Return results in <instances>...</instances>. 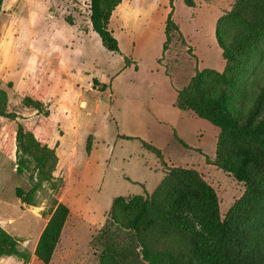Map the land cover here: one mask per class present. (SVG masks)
Segmentation results:
<instances>
[{
	"label": "rangeland",
	"instance_id": "obj_1",
	"mask_svg": "<svg viewBox=\"0 0 264 264\" xmlns=\"http://www.w3.org/2000/svg\"><path fill=\"white\" fill-rule=\"evenodd\" d=\"M90 1L7 0L0 14V87L8 93L10 112L18 116L0 120V227L30 255L27 263L11 257L0 258V264H43L34 251L57 203L66 204L71 215L50 264H99L100 250L93 240L105 224L113 199L151 195L164 178L160 160L142 142L160 150L168 166L198 170L217 191L222 217L245 192L243 183L206 162V156L216 157L220 130L174 106L177 92L194 77L196 67L224 70L216 25L237 0H196V8L174 0L173 20L197 59L187 47L172 46L164 65L159 60L166 41L165 22L172 11L170 0H123L110 30L124 56L108 52L93 31ZM67 18L81 30L89 28L88 32L69 25ZM32 33L38 46L69 48L67 58L77 82L74 96L66 95L63 84L58 93L66 102L65 111H73L60 119L69 144L78 139L75 148L65 149L66 154L73 153L74 163L66 160L59 166L56 181L36 194L37 206L25 205L16 196L17 188H32L29 174L16 173L18 125L48 130L42 116H32L35 112L25 109L24 96L15 89L28 62ZM125 57L135 64L127 67ZM91 135L95 140L88 155ZM65 152L61 151L62 156Z\"/></svg>",
	"mask_w": 264,
	"mask_h": 264
},
{
	"label": "trees",
	"instance_id": "obj_2",
	"mask_svg": "<svg viewBox=\"0 0 264 264\" xmlns=\"http://www.w3.org/2000/svg\"><path fill=\"white\" fill-rule=\"evenodd\" d=\"M122 1L91 0L90 22L103 47L124 56L110 30ZM173 1L161 65L172 46L187 47L197 59L173 20ZM183 1L189 8L197 6L196 0ZM4 2L0 0V14ZM67 22L73 25L71 18ZM216 37L224 70L196 67L194 77L177 92L174 106L220 130L216 157L206 156V162L243 183V196L222 217L217 191L198 170L168 166L160 150L141 141L160 160L164 178L151 195L113 199L105 224L93 240L100 250L99 264H264V0H237L218 20ZM125 62L127 67L135 64L128 57ZM22 104L48 115L40 101L26 97ZM9 107L8 93L0 87V120L18 118ZM175 138L183 143L176 133ZM16 145V173L29 174L32 183L30 190L17 188L16 196L25 205L37 206L36 194L55 181L57 151L42 144L23 124L18 125ZM92 147L89 137L88 154ZM70 215L66 204H56L34 253L43 264L52 262ZM10 257L30 260L19 240L0 227V258Z\"/></svg>",
	"mask_w": 264,
	"mask_h": 264
},
{
	"label": "crops",
	"instance_id": "obj_3",
	"mask_svg": "<svg viewBox=\"0 0 264 264\" xmlns=\"http://www.w3.org/2000/svg\"><path fill=\"white\" fill-rule=\"evenodd\" d=\"M6 1L7 0H5V2ZM130 7H132L131 3H130ZM165 25H166V22H165ZM71 26L76 27L79 31L88 32L89 30V28L88 30H81L79 27V24H75V21H74V24ZM34 36L35 35L33 33L30 35L29 45H28V50H27L28 51V62H27V65H25V67L23 68L22 72L19 74L20 81L18 82L19 84L15 85V89L20 95H22V97L24 96V98L30 97L36 101L42 102L46 110L48 111V115H44V114H40L35 109L25 108V109H28V111L35 112L33 113L32 116H34V114L35 115L39 114L40 116H42L45 120L44 125L45 126L47 125L48 130H45L44 128H39V127L36 129L29 128L27 124L26 126L28 127L30 131H32L35 134V136L38 138V140L42 144L47 145L50 148L56 149L58 157H59V164L57 167L58 169L59 166L62 163H64L66 160L70 161L71 163H74L73 153H71L70 151L68 152V154H66L65 149L70 147V149L72 150L78 145L77 138H74L73 142L69 144V141L66 137L64 123L60 119L61 116L62 117L69 116L70 114L73 113V111H65L67 110L66 109L67 105H66V102L60 98V95H58V93L62 89L59 86L63 84L65 87L64 91L66 92V95L69 93L72 97L74 96V92L76 88L75 86L77 85V82L74 77V71L70 68V62L68 61V58H67V53L69 52V48L62 47V46H54V45L38 46L34 44L35 43ZM187 41H189V39H187ZM81 105L85 106V103L82 102ZM38 117H36L35 120H38L39 119ZM76 128L77 126L75 123V129ZM56 131H60V133L57 136L55 134ZM62 131H64L65 134H61ZM38 135L44 136L42 140L39 139ZM91 136H92V141L94 144L95 138L93 135ZM61 151L65 152L63 156L61 154ZM91 153L88 155H91ZM210 158L214 159L212 157ZM57 173H58V170H56L54 174L55 181L58 176ZM70 173L71 174L73 173V176H74L73 164L70 166ZM84 213L86 214L85 210H84Z\"/></svg>",
	"mask_w": 264,
	"mask_h": 264
}]
</instances>
